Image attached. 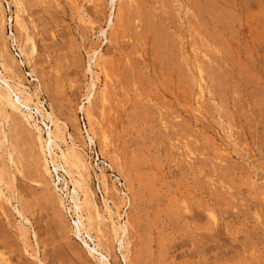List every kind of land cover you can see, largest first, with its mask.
Returning <instances> with one entry per match:
<instances>
[{
    "label": "rangeland",
    "instance_id": "374dc122",
    "mask_svg": "<svg viewBox=\"0 0 264 264\" xmlns=\"http://www.w3.org/2000/svg\"><path fill=\"white\" fill-rule=\"evenodd\" d=\"M20 2L34 53L29 64L18 63L9 33L25 51L28 44L13 25L12 8L0 0V56L66 127L88 164L104 162L99 166L117 206L113 189L128 192L126 264H264V0H119L110 29L109 0ZM75 5L83 7L84 19ZM96 47L107 76L106 103L102 107L99 89L92 112L107 137L106 151L99 132L85 149V120L77 111ZM8 117V142L0 143V170L7 173L0 202L3 258L95 264L70 230L67 188L57 185L66 210L50 203L55 173L51 179L42 174L32 129ZM37 123L45 131L40 118ZM6 152L13 153V169ZM90 173L101 209L102 191ZM17 212L29 223L27 233ZM101 245L109 264H124L108 228Z\"/></svg>",
    "mask_w": 264,
    "mask_h": 264
},
{
    "label": "bare ground",
    "instance_id": "6f19581e",
    "mask_svg": "<svg viewBox=\"0 0 264 264\" xmlns=\"http://www.w3.org/2000/svg\"><path fill=\"white\" fill-rule=\"evenodd\" d=\"M116 1L119 0H109V29L112 28L114 23L113 18L116 10ZM6 4L12 8L13 25L15 26L17 32L24 36L23 45L28 44V52L21 46L19 43L20 41L16 40L13 32H10L8 37L11 38L12 42H14V48L17 49L19 55L22 57L21 61H18V63L20 65L29 64V58H31L34 53V45L29 38L27 26L24 23V7L20 0H6ZM76 8L77 14L82 16L84 19L85 11L83 10V7L79 5L76 6ZM0 13V34L4 35L5 21L1 11ZM83 23L86 22L84 21ZM98 33L101 37H103L105 44L108 43L106 30L100 29ZM102 58L103 54L99 47L93 48L90 51V58L87 61L89 63L88 67L90 66L87 68V72L89 73V82L87 83L85 94L83 95L77 111L83 115V119L85 120V137H82V143L85 149L91 150V147L95 145L97 132H99V145L102 151H106L108 148L107 137L102 128L98 125V127L95 126L96 123L92 112L93 96L99 89L101 90L99 99L102 107L103 104L106 103L105 81L107 76L105 74L104 66L102 65ZM13 62L14 60H12V63ZM13 70L14 69L13 66H11V63L6 62L0 56V138L2 139L0 143L4 145L8 142L7 136L3 130V126L7 124L8 118L10 117H8V114L12 115L14 120H18H15V122L21 121L19 123L28 127L27 129H32V131H30L33 136L32 138L35 140L42 158V174L47 176L49 179L52 178L51 172H54L56 176L55 180L52 179L51 185L58 198L53 194L48 195L51 199L50 203L51 201H55L57 204L62 206L64 210H66L64 207V199H67L68 197L70 198V206L67 208L68 213L71 212L72 214L70 215L72 218L70 230L95 264H109L108 254L101 245L103 228L109 229L114 242V247H117L122 262L126 264L129 252V224L125 212L123 211L122 213V209L124 207L128 208V192L125 191L123 193H119L118 190L113 189L117 194L116 197H119L122 204L121 207L117 206V203L112 200L109 194L108 178L103 174V167L99 166V164L102 165L104 162L98 163L99 158H96L94 165H90V163L88 164L87 159L84 157L83 150L79 148L74 141V138L67 133L66 127L64 125H60L51 112H47L44 109L42 103L38 99L37 93L35 91L31 92L26 86H24L23 83L16 78ZM100 79L104 81L102 89L99 81ZM33 115L37 118V120ZM38 118H40L41 124L45 123V131L37 125ZM42 132L45 134V137H42ZM12 154L13 153L11 152H6V157L8 163L10 164L9 167H12L13 169L14 161L12 159ZM105 165L107 168L112 170L111 162ZM50 168L52 169L51 171ZM94 168L97 170L98 174L95 173ZM91 171H93L97 178L96 180L99 191H102L101 209L96 205L93 198L94 195L89 188ZM58 173H60V176H58ZM4 176H7V173L0 170V202L4 199L6 200V195L2 189L4 186L2 178ZM61 182L64 184V187L67 188V191L64 194V199L62 188H57V185ZM56 192H60V195ZM17 214L20 216V226L25 228L26 226L29 227L28 221L18 212ZM27 230L29 229L26 228L24 233H27ZM30 257L37 259L36 253H32ZM0 264H11L10 262L7 263L1 252Z\"/></svg>",
    "mask_w": 264,
    "mask_h": 264
}]
</instances>
